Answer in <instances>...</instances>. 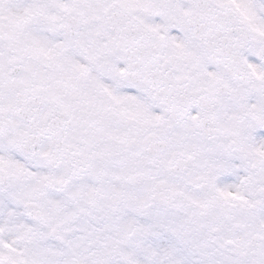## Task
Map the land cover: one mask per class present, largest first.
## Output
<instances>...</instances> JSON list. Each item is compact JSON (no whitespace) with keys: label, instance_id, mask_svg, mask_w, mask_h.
Masks as SVG:
<instances>
[{"label":"snow or ice","instance_id":"6c2138e0","mask_svg":"<svg viewBox=\"0 0 264 264\" xmlns=\"http://www.w3.org/2000/svg\"><path fill=\"white\" fill-rule=\"evenodd\" d=\"M0 264H264V0H0Z\"/></svg>","mask_w":264,"mask_h":264}]
</instances>
